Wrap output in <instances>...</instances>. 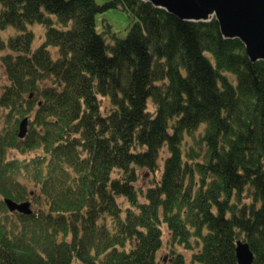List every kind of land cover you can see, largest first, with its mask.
<instances>
[{
  "label": "trees",
  "instance_id": "16d2710c",
  "mask_svg": "<svg viewBox=\"0 0 264 264\" xmlns=\"http://www.w3.org/2000/svg\"><path fill=\"white\" fill-rule=\"evenodd\" d=\"M117 8L131 24L107 42L95 16ZM31 24L44 29L35 49ZM8 27L0 264H159L164 232L189 264H237L238 239L264 264L262 60L214 18L183 21L142 0H0Z\"/></svg>",
  "mask_w": 264,
  "mask_h": 264
},
{
  "label": "water",
  "instance_id": "95a60500",
  "mask_svg": "<svg viewBox=\"0 0 264 264\" xmlns=\"http://www.w3.org/2000/svg\"><path fill=\"white\" fill-rule=\"evenodd\" d=\"M183 21L206 22L214 18L223 38H237L250 62H264V0H142ZM27 119L19 124L18 137L26 133ZM10 212L30 214V202L5 198ZM237 264H251L252 253L246 242L235 241Z\"/></svg>",
  "mask_w": 264,
  "mask_h": 264
},
{
  "label": "rangeland",
  "instance_id": "374dc122",
  "mask_svg": "<svg viewBox=\"0 0 264 264\" xmlns=\"http://www.w3.org/2000/svg\"><path fill=\"white\" fill-rule=\"evenodd\" d=\"M97 5H103L109 0H94ZM131 24L130 17L120 8L106 10L102 13H98L95 16V26L96 30L99 33H104V37L107 42H113L114 37L124 38L128 31V28ZM27 29L33 33V40L31 48L35 49L38 47L44 40V29L39 24H31L27 26ZM18 32L12 27H8L4 30H0V40H5L16 35ZM48 50L51 52V55L54 57L56 53V48L49 46ZM4 51L0 52V56ZM3 69L0 65V85L4 82ZM148 110H152L150 103L148 104ZM165 149H162L160 156L163 158L165 156ZM160 164V163H159ZM147 178V177H146ZM248 200V199H247ZM246 200V201H247ZM163 246L158 253L159 264H173V260L176 259L178 255H182L185 259V264H189L192 252L185 250L183 247L176 246L174 247L175 253H171V248L168 244L167 233L164 232Z\"/></svg>",
  "mask_w": 264,
  "mask_h": 264
}]
</instances>
